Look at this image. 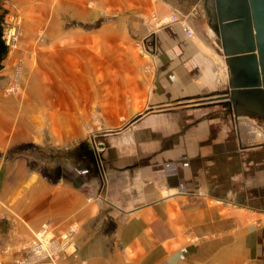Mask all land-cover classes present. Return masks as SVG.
<instances>
[{"label":"crops","instance_id":"crops-1","mask_svg":"<svg viewBox=\"0 0 264 264\" xmlns=\"http://www.w3.org/2000/svg\"><path fill=\"white\" fill-rule=\"evenodd\" d=\"M50 2L28 10L41 20L52 7L53 21L100 13L115 27L17 51L31 69L20 94L5 91L3 62L0 264L28 256L44 223L54 246L71 240L57 264H264V123L199 103L227 84L218 52L193 25L189 38L156 22L195 14L188 0ZM134 40L151 46L148 74ZM93 132L99 167L83 138Z\"/></svg>","mask_w":264,"mask_h":264},{"label":"water","instance_id":"water-1","mask_svg":"<svg viewBox=\"0 0 264 264\" xmlns=\"http://www.w3.org/2000/svg\"><path fill=\"white\" fill-rule=\"evenodd\" d=\"M188 2L200 32H206L210 40L211 49L223 56L227 72L224 88L199 103L221 106L228 117L259 112L264 123V0ZM88 147L96 162L92 144Z\"/></svg>","mask_w":264,"mask_h":264},{"label":"rangeland","instance_id":"rangeland-1","mask_svg":"<svg viewBox=\"0 0 264 264\" xmlns=\"http://www.w3.org/2000/svg\"><path fill=\"white\" fill-rule=\"evenodd\" d=\"M21 1V0H20ZM37 0H23V3L19 2L18 0H0V4L3 8L7 10V13L5 15L4 20V37L7 42V45L9 47V51L7 56L10 57L9 62L8 59H5L4 64H8L7 71L3 75L4 77H9V81L5 84V91L7 93H21L23 91V84H21V80L23 78V81L26 80L28 77L31 76V69L27 67V64L25 62V55L24 57L19 54L16 55V52L23 49L25 46H31L32 51L36 52L38 47H43L44 49H50V48H57V47H67L69 42H71L73 39L75 41H83L82 36H76V37H69V34H73L74 32H77V34H83V31L85 29H99V28H110L112 25H110L112 22H106L104 19L100 18V13H96L97 20L92 21H74L71 20V17L65 13L60 12L59 14V20L53 21L50 7L48 10L44 9V15L42 14L41 20H39V17H36V9L35 6H31V9L28 10L30 3H36ZM51 0H49L50 2ZM51 4V2H50ZM172 12L179 13L177 10H172ZM56 17V15H55ZM101 18H103L101 16ZM43 19V20H42ZM188 22L196 27L199 34L203 35V32H200L199 26L196 25V15L191 14L190 16H187ZM161 26H163L161 24ZM57 29L59 32V36L52 37L51 35H48L46 32L47 30ZM115 27V26H112ZM85 39H99L98 37H85ZM208 42L210 44V40L207 37ZM148 40V39H147ZM134 46L139 47L140 55L142 59H144L145 62L141 63L140 65V71L142 73L148 74V71H151V67L153 66V52L150 48L151 46L149 44H146L145 47L140 46L141 41L140 40H134L133 41ZM36 49V50H35ZM217 52L218 50L215 49ZM218 58L220 60V66L224 67L223 69L226 71L225 63L223 62V56L218 52ZM114 55V54H112ZM217 57V56H216ZM7 58V57H6ZM110 61H114V56H111L109 58ZM35 64V63H34ZM33 68H35V65H33ZM115 76V74H113ZM22 85V88H21ZM13 87L14 89L11 92H8V89ZM109 120H113L114 118H108ZM118 119V118H115ZM131 119V118H126ZM123 121V118H119V121H123L122 123L125 124L127 120ZM128 120V121H129ZM119 129V128H118ZM113 130H117L114 128ZM96 133H87L84 134L83 138L88 141H90L91 144H93L96 147V144L98 143V139L96 138ZM100 142V141H99ZM101 143V142H100ZM96 152L99 151V153H96V156L99 157L101 155L100 149L96 148ZM95 153V152H94Z\"/></svg>","mask_w":264,"mask_h":264},{"label":"built area","instance_id":"built-area-1","mask_svg":"<svg viewBox=\"0 0 264 264\" xmlns=\"http://www.w3.org/2000/svg\"><path fill=\"white\" fill-rule=\"evenodd\" d=\"M153 18L155 17L153 16ZM156 22L159 25L177 23L187 37H195L194 29L188 22L187 16L181 13L171 12L166 17H163ZM13 89V87L9 88L8 92H11ZM97 156L95 155L96 163L99 167L98 164L100 163V157ZM53 242L54 237L51 234L48 224H42L40 229L33 233V240L27 248L28 256L13 259V264H37L42 261H47L50 264H57L59 257L67 253V248L71 245V240L69 237H64V239L56 244V246L53 245Z\"/></svg>","mask_w":264,"mask_h":264},{"label":"trees","instance_id":"trees-1","mask_svg":"<svg viewBox=\"0 0 264 264\" xmlns=\"http://www.w3.org/2000/svg\"><path fill=\"white\" fill-rule=\"evenodd\" d=\"M7 10L0 4V69L3 67V62L7 57L9 47L4 38V20Z\"/></svg>","mask_w":264,"mask_h":264},{"label":"flooded vegetation","instance_id":"flooded-vegetation-1","mask_svg":"<svg viewBox=\"0 0 264 264\" xmlns=\"http://www.w3.org/2000/svg\"><path fill=\"white\" fill-rule=\"evenodd\" d=\"M200 14V13H199ZM211 37V36H210ZM213 39V37H211ZM214 40V39H213Z\"/></svg>","mask_w":264,"mask_h":264},{"label":"bare ground","instance_id":"bare-ground-1","mask_svg":"<svg viewBox=\"0 0 264 264\" xmlns=\"http://www.w3.org/2000/svg\"><path fill=\"white\" fill-rule=\"evenodd\" d=\"M194 13V11H192Z\"/></svg>","mask_w":264,"mask_h":264}]
</instances>
